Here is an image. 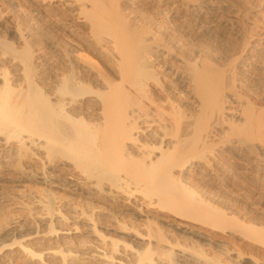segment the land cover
<instances>
[{
    "label": "bare ground",
    "instance_id": "obj_1",
    "mask_svg": "<svg viewBox=\"0 0 264 264\" xmlns=\"http://www.w3.org/2000/svg\"><path fill=\"white\" fill-rule=\"evenodd\" d=\"M26 2L83 32L45 76L4 24L0 190L26 199L0 264H264L262 181L238 190L264 177V0Z\"/></svg>",
    "mask_w": 264,
    "mask_h": 264
},
{
    "label": "rangeland",
    "instance_id": "obj_2",
    "mask_svg": "<svg viewBox=\"0 0 264 264\" xmlns=\"http://www.w3.org/2000/svg\"><path fill=\"white\" fill-rule=\"evenodd\" d=\"M16 1L18 2V4H17V2H14V1L11 2V0H0V39L1 38L5 39V40L8 39V41L10 40V42H13L15 40V39H12V37L9 35V33L5 31L6 30L5 29L6 25L4 26V24L7 23L9 19H11V18L15 19L16 17H18L16 19L19 20L22 23V24L20 23L22 25L21 28L27 27V29L25 28V33L27 34V41L29 43L28 44V47H29L28 49H29V51H33L34 57H36L35 55H37V54H38L39 57H41L39 59V61H38V62H41V64L38 63L37 61H36L37 63H35V58H32V59H34L33 61H34V63L36 65L39 64V65L45 66V68L43 67L42 69L41 68L40 69H41V71L43 70L42 73L44 72L43 74H45V76H46L47 74L50 73L49 72L50 70L54 71V69L56 68L55 67L56 65H58L59 63L62 64L64 62V56L68 52H70V47H71L72 40L74 38L76 39L79 34L82 35L83 31L81 30V28L78 27V25H75V23H73L70 20L72 18L71 14H70V10H67V9L63 10V14H64V15L62 14L63 18L60 19V20H55L52 15H42V14L40 15V14H38L34 10V8L30 5V3L26 2V0H24V1L23 0H16ZM19 3L21 4V6L19 5ZM18 8H19V10H18ZM28 14H30V16ZM67 14H70V16L67 15ZM65 15H67V16H65ZM30 18H32V19H30ZM26 23H28V24L25 25ZM70 23L71 24L73 23V24L71 25ZM29 27H30V29H29ZM79 32H81V33H79ZM14 45L17 46L18 44H16V42H15ZM33 53H32V56H33ZM62 55H63V59H62V57H60ZM61 64H59L58 66H60ZM39 65H38V67H42V66H39ZM51 67H52V69H51ZM53 67H55V68L53 69ZM244 168H245L244 165H242L241 166V171L242 170L246 171ZM255 171H256V169L253 170V168H252V170H250V169L247 170L246 173L245 172L240 173V174H242V176H243V174H246V175L250 176V178L253 179V180L256 179L257 176H259L257 178V180L259 182L257 180L256 181L254 180V182L251 183L252 185H250V184L248 185V184H244L243 183L245 186L242 185V186H240V188L238 187L239 189L237 188L239 190V192L241 191L240 193H241L242 196L246 197V196H248V193L250 195V193L252 192L253 189H254L253 191H255L256 187L259 188V186L261 185V181H262V185L264 184V179L262 180L263 176L261 177V174L258 173L257 171L255 172ZM256 173H258V174H256ZM242 176H240V177H242ZM12 178L11 179L10 178L9 179H5L4 181H2V183H3L2 186H4L3 187L4 191L0 190V233H1V231L3 232L5 230H8L7 229L8 226L10 227V226L16 224L17 222L18 223L19 222L20 223H24L23 220H25L24 219L25 218L24 217L25 213H23L24 210L21 209L18 206H15L16 205L15 204L16 201L18 202V200H21L20 198L24 199V197H25V199H26V196H25L26 192H25V189L23 187V185H25V182H22V180H20V179H18L19 180L18 181L15 178H13V179ZM254 183H257L256 186H255ZM259 183H260V185H259ZM262 185L260 187L261 189H262V187L264 188V185L263 186ZM244 188H246V189H244ZM240 189H242V190H240ZM263 190H262V192H264ZM6 191H7V193L14 194L15 198L13 197L14 195L11 196V197L5 195ZM244 192H246V193H244ZM11 194H9V195H11ZM22 194H25V195H22ZM243 194H245V195H243ZM18 197H19V199H18ZM70 198L76 199L77 201L80 199L77 194L72 195V197L70 196ZM231 199H233V200L227 199L226 200L227 203L225 202V205L227 206L229 204L227 207H231L232 206V207L238 208V209L231 208L233 211H234V209L236 211H241L242 208H243L241 206H243L246 201L244 202V200L242 198L234 197V196H232ZM84 200H85L86 203L87 202H89V203L92 202V201H90L88 199H84ZM231 201H233V202H231ZM252 202L249 203L250 204L249 207H253L254 205H256L254 202L253 203ZM234 203H235V206L233 205ZM13 204H15V205H13ZM91 204L95 205V206H97V205L100 206L101 205L100 202H96V201H93ZM246 204H248V203H246ZM112 207H113L112 209H114V211H118L119 212V213L115 212V216H118V218H121V217H119L121 215L122 218H124V217L127 218V219L126 218H124V219L121 218V219L124 220V221L126 220L128 223H130L131 221H132L131 224H133V223L134 224H138L139 223V221L137 220L138 218L136 219L135 216L128 217L129 215H127V214L125 215V211H124L123 207H120V205L119 206L114 205ZM120 208H121V210H120ZM122 209H123V211H122ZM121 211L124 212V213H122ZM120 212H121V214H120ZM129 219H130V221H129ZM100 220H101V222H100ZM102 220L103 219L100 218L99 222L97 221L98 222L97 225L100 226V227H104L105 226L104 225L105 223ZM137 221H138V223H137ZM101 224H102V226H101ZM153 226H154V224L152 223L151 227H153ZM10 237H11V235H10ZM115 237H116V239L118 238V240L123 239L119 235L118 236L116 235ZM8 238H9V236H8ZM85 245L86 244L80 245L81 247L83 246L82 247L83 249H81V251L83 250V252H86L87 245L86 246ZM131 245L135 246V244H131ZM84 249H85V251H84Z\"/></svg>",
    "mask_w": 264,
    "mask_h": 264
}]
</instances>
